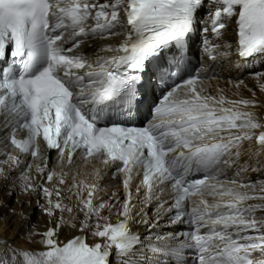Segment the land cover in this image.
Masks as SVG:
<instances>
[{
    "label": "snow or ice",
    "instance_id": "snow-or-ice-1",
    "mask_svg": "<svg viewBox=\"0 0 264 264\" xmlns=\"http://www.w3.org/2000/svg\"><path fill=\"white\" fill-rule=\"evenodd\" d=\"M232 23L234 50L224 39ZM113 37L118 45L82 50ZM232 55L264 58V0H0V142L13 149L0 152L9 165L0 179L23 164L21 192L54 221L25 234L42 250L0 236V264H264V179L248 175L264 173V116L254 98L240 97L242 78L227 81L238 99L209 91ZM249 75L264 93V71ZM155 89L161 95L137 125ZM53 151L60 172L48 170ZM93 161L97 183L77 181L76 169ZM33 169L41 182H30ZM109 170L123 199L112 192L95 204ZM69 175L78 223L61 195ZM161 221L185 229L153 232ZM66 226L81 235L60 241Z\"/></svg>",
    "mask_w": 264,
    "mask_h": 264
},
{
    "label": "bare ground",
    "instance_id": "bare-ground-1",
    "mask_svg": "<svg viewBox=\"0 0 264 264\" xmlns=\"http://www.w3.org/2000/svg\"><path fill=\"white\" fill-rule=\"evenodd\" d=\"M103 1V0H101ZM229 25L227 29V33L224 36V39L227 41L231 40V31H230ZM91 47L88 48L82 47V50L86 53H90L94 51V48L96 45H104V44H110L117 43L116 37L106 39L103 41H89ZM258 71H264L263 69H259L256 71H249L245 73L238 72L237 70L232 68L231 62H225L223 64L222 69L218 71L219 76L221 77L219 80H213L211 82L212 87L209 89L211 94H216V88L220 87L225 89L224 95L227 96L230 99H238L240 97L248 98V99H255L258 103V107L255 109V111L258 113V115L263 116L262 112L264 111V93H262L259 89V84L257 83V80L250 76L249 73L252 72H258ZM244 79L245 84L247 87L241 86L240 87V97L234 96L232 93L236 91L235 87H231L228 85L227 81L229 79L231 80H237V79ZM260 83H264V79L260 80ZM230 89V90H229ZM249 89H252V91H249ZM253 92H255V97H253ZM4 133L0 132V140L3 139ZM248 147V144H245V148ZM0 152H13L12 149L8 147H5V143L0 142ZM6 159V156L0 155V161H3ZM22 160H31V157H24L21 156ZM243 159H247V156H244ZM260 161L264 162V154H262L259 157ZM40 163L43 165V161H40ZM81 162L77 160L75 164L79 165ZM24 165L21 164L19 168H17L15 171L11 173V178L8 181H4L3 179H0V216L4 217L3 221H0V236H3L4 238L10 240L13 244V246L18 247L20 249L24 250H42L40 244L38 243H25L24 238L25 234L29 231L30 228L34 227V230L38 233H42L45 231L48 227L54 226L53 223H49V218L46 216H42L39 209L35 207V197H31L32 204H29V197L24 195L20 190V184L21 181L17 179L19 176V173L21 169H23ZM62 166H57V157L54 153H51V159L48 164V170L55 172H60ZM97 167H101L96 161H93L91 164H84L83 166L77 168L76 170L79 172V175L77 176V181L84 180L87 184H94L97 183L96 176L94 175V170ZM0 168H3L5 172L8 171L9 165L8 164H0ZM67 170V169H65ZM110 171V170H109ZM231 175V173H229ZM249 177L252 179V177L257 176L256 179L261 178L264 179V173L258 174L254 172H250ZM30 177H36V179L31 180V183H39L40 178L37 176V173L33 169L29 172ZM259 176V177H258ZM255 179V180H256ZM254 180V181H255ZM72 183V177L69 175L66 177V183L65 185H62L61 187L64 189V191L61 193L63 199V203L71 206L73 208V214L77 215V223L79 220L83 219V213H77V206L78 201L76 195H71V198L69 199V192L67 191L68 187ZM101 188L104 189L103 191H99L96 193L97 197L99 199H95L94 203L99 204L101 200L107 201L109 199V196L112 192H116L121 199H123V190L122 186H119V182L112 180L110 173L108 176H105L103 180L99 181ZM47 187H51V185H45ZM11 192V196L8 195V193ZM135 194V191L133 192ZM143 195V192H141V196ZM83 196H87V192L85 191L83 193ZM55 199V197H53ZM138 198L134 195V202ZM43 203V201H41ZM10 209L14 210L9 211ZM136 211H139V207L134 209L133 214H135ZM148 211L149 216L152 217L153 213L155 211V203H153L152 207L149 209H146ZM20 213H23V216L25 219L20 218ZM67 217V213L64 214ZM101 216H108V210L104 209L100 213ZM28 216V218H27ZM59 216V213H57V217ZM120 219L117 215H111L108 223H114ZM167 218L165 217V220ZM102 224L104 221H100ZM6 225V228H5ZM132 227L136 229L137 232L142 233L143 235H146L145 228L140 225H136L135 223L131 224ZM154 229V228H153ZM153 232L160 231V232H166V231H175V228L167 227L165 225L164 221H161V227L159 229L152 230ZM81 235L80 232H78L76 229L70 228V227H64L59 232V240L62 242H66L70 238ZM85 235L88 236L87 243L93 244L97 242L94 240L90 234L85 233ZM36 239H39L37 237Z\"/></svg>",
    "mask_w": 264,
    "mask_h": 264
},
{
    "label": "rangeland",
    "instance_id": "rangeland-1",
    "mask_svg": "<svg viewBox=\"0 0 264 264\" xmlns=\"http://www.w3.org/2000/svg\"><path fill=\"white\" fill-rule=\"evenodd\" d=\"M255 177L257 178V176H255ZM258 177H259V176H258ZM256 178H255V179H256ZM260 179H261V178H260Z\"/></svg>",
    "mask_w": 264,
    "mask_h": 264
}]
</instances>
